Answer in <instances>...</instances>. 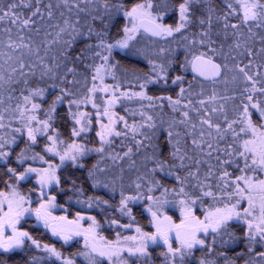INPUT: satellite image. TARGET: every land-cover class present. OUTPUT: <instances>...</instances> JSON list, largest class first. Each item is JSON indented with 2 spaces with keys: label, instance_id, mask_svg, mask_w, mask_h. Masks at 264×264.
<instances>
[{
  "label": "snow or ice",
  "instance_id": "obj_1",
  "mask_svg": "<svg viewBox=\"0 0 264 264\" xmlns=\"http://www.w3.org/2000/svg\"><path fill=\"white\" fill-rule=\"evenodd\" d=\"M169 13L177 17L174 26L160 22ZM121 17L124 23L113 36L112 29ZM189 27L200 29L192 33L191 40L184 34ZM141 32L160 39L180 34V41L187 42L183 45L186 52L189 45L207 47L212 55L200 52L193 54L191 60L186 56L179 68L187 70L190 65L195 74L193 81L199 76L215 84L223 77V83L233 85V94L220 95L214 90L206 99L194 101L192 97L203 96V85L201 92L196 93L193 82L185 87L184 76L176 75L171 79V84L179 87L175 97L148 95L150 85H159L161 81L165 87L168 85L174 60L164 47L158 54L166 59L157 62L149 58L147 72L124 70L126 76L138 82L140 90H122L116 75L120 66L112 62L113 53L117 49H131L130 42ZM228 40L231 43L225 51L224 41ZM173 42L180 43L175 39ZM77 45L82 46L77 50ZM215 56H222L224 63H216ZM106 76L117 82L105 83ZM99 93L104 94L99 97L103 104L97 102ZM49 95L53 97L50 103ZM122 100L140 102L138 110L125 108L132 117L131 123L126 116L113 111ZM164 101L172 113L168 119L164 118ZM229 102L236 119H228ZM65 103L73 138L88 133L93 123L91 113L81 111V105L91 104L96 110L100 127L96 132L98 147L89 148L76 139L68 143L61 138L56 121L58 106ZM157 108L159 112H155ZM219 114H224L226 126L214 119ZM181 126L182 130H178ZM229 134L231 142L221 147ZM42 138L45 143L38 152L35 149ZM116 139L122 150L125 141L131 142L122 154L115 150ZM21 142L23 147L16 152ZM142 151L145 162H152L153 167L132 182L134 195H125L121 187L116 209L128 216L130 222L121 224L112 219L110 223L132 228L135 221L129 202L146 199L154 232L137 226L136 235L121 236L117 232L116 240L109 241L97 231L101 225L93 216L87 217L91 224L83 228L80 221L85 217L79 213L75 220L51 214L56 197L45 190L52 185L59 187L57 170L66 162L84 168L82 159L95 152L100 159L88 169V179L93 188L102 185L115 192V180L99 179L98 174L107 171L99 166L100 162L107 158L115 164L128 159L135 167L132 157ZM14 152L18 165L39 160L48 167L28 166L18 172L16 167L7 166L9 179L4 183L8 190L0 191V264H8L11 255L6 254L24 250L28 241L47 256L33 255L25 264H42L53 257L60 264H76L77 256L87 264H153L150 245L161 243L166 249L159 254L163 264H188L197 247L211 254L216 236L227 233L233 220H242L247 226L244 238L249 254L254 253L257 245L264 248V179L254 175L264 173V0H220L219 4L215 0H140L130 8L125 0H0V162L8 164ZM45 154L58 157L60 164L50 163ZM204 165L207 168L201 176ZM229 168L239 174L234 175ZM31 174H35L39 186V207L34 209L30 206L31 197L22 194L18 187ZM13 177L16 183L10 182ZM169 179H174L179 187H167L165 181ZM70 190L84 195L75 180ZM157 191L159 196L155 195ZM205 198L222 206H209L200 218L193 208L198 202L203 204ZM242 201H246L247 207H243ZM77 203H87L90 208L95 205L101 211L102 205L111 207L108 200L99 196H89L86 201L78 199ZM170 204L179 206V223L161 211ZM26 214H34L38 223L65 244L74 237H83L84 250L64 256L54 246L42 245L18 227ZM202 233L213 234V243L207 244ZM228 236L237 239L232 233ZM198 264L215 262L200 258ZM245 264H264V251L250 255Z\"/></svg>",
  "mask_w": 264,
  "mask_h": 264
},
{
  "label": "trees",
  "instance_id": "obj_2",
  "mask_svg": "<svg viewBox=\"0 0 264 264\" xmlns=\"http://www.w3.org/2000/svg\"><path fill=\"white\" fill-rule=\"evenodd\" d=\"M5 3L8 2V0H4ZM140 2V0H125V4L127 7H131L133 4ZM217 4H219L220 0H215ZM176 15L169 13L164 17V19L161 21L162 23L166 25H175L176 23ZM124 21L121 17L117 21V27L112 29V35L115 36L118 28L122 27ZM200 29L197 27H189L185 35H188L189 39L191 40L192 33L198 32ZM215 31V28H214ZM173 39L176 41H179L180 43H174ZM132 44V48L129 50H115L113 53V63H119V70L116 71V75L119 78V82L122 85V90L126 91H139L138 82L135 81L130 75L126 76L124 70L127 69L129 73L132 71H137L140 73L147 72L149 70V64L148 59H154L157 62L164 61L166 59V56L159 55V49L161 47H164L166 49H169L170 52L167 54L169 55L173 60L174 64L172 65V71L170 72L169 79H168V85L165 87L163 81L159 85H150L147 89L148 95L152 96H168L171 95L173 97L176 96V93L179 91V87L177 85L171 84V79L174 78L176 75H183L184 80V86L188 87L189 82H193V90L196 93L201 92V85H203L204 94L203 96H195L192 97L194 101H198L199 99H206L207 96L211 95L212 92L215 90L220 95H232V88L233 85L231 84H225L223 83V77L220 79L221 82L219 83H202L195 79L193 81V77L191 76L189 72V67L187 70H181L179 68V64L185 61V57L187 56V59L190 60L192 58L193 54H199L200 52H207L209 55H212L208 48L205 46L196 45L194 48L190 45L189 50L186 52L185 47L183 45H186V41H180V34H176L175 37H168L166 39H152L148 36H146L143 33H139L135 40L130 42ZM231 43V40L224 41V50L227 51L228 44ZM82 45H77V50ZM220 41L217 42L216 47L219 48ZM257 47L259 45L257 44ZM139 50V51H137ZM215 61L218 63H224V58L222 56H215L213 57ZM247 61L245 60V63ZM117 81L113 80L112 77L106 76L105 77V83L107 84H115ZM35 84V81L33 82ZM43 86V85H41ZM227 89V91H226ZM84 89H81V94L83 93ZM98 100L97 102L100 104H103V100L99 99V94H97ZM53 97L49 95L47 97V101L50 103L51 99ZM186 102V101H184ZM222 102V101H221ZM144 104H147V101L143 102ZM165 107L163 109L165 115V119H168L171 117L172 113L171 110L167 107V101L163 102ZM236 103H239V99L236 100ZM140 102L133 100H122L121 102L117 103L114 107L113 111H115L119 115H124L129 119V122H132V117L130 114L125 112V108H128L130 110L139 109ZM45 108L47 107V103L43 105ZM211 107V105H209ZM227 109V116L229 120L236 119L237 114L233 111V104L232 102H229L226 106ZM75 110V108H73ZM81 111H86L91 113L92 118V126L88 133L82 134L79 138H73L71 137V121L67 117V104L65 103L63 106H58V118L56 121L57 127L59 128L61 132V138L64 139L66 142L70 143L73 139H76L77 142L85 143L87 147L94 148L99 146V138L96 136V132L99 131L100 127L96 123V116L95 112L96 110L92 108L91 104L88 105H81L80 107ZM102 111V109H101ZM160 109L157 108L155 112H159ZM155 112L153 114H155ZM42 115V113H41ZM62 118V119H61ZM177 118H179L177 114ZM193 118L196 119L195 113H193ZM136 119L139 120V114L137 112ZM214 119H217L222 126L224 121V114L215 115ZM157 123H159V118H157ZM122 127V125H121ZM237 127V131L238 126ZM182 130V126L181 129ZM115 139V138H114ZM232 140L231 135L227 137V140L223 143H221V147H224L226 143H230ZM45 143V140L42 138L39 141V146L36 147V151H41L43 144ZM119 139H116V145L115 148L116 151L122 152L127 150V145H129L130 141H125V148L122 150L119 147ZM191 145V142L189 140V146ZM20 147H23V143L21 142L19 144V147H16L15 151L18 152L20 150ZM109 151H112V149H109ZM148 152H151V149L148 150ZM193 155H196V153H192ZM46 159L49 160L50 163L56 164L58 162L57 157H53L50 154H45ZM215 155V153L213 154ZM100 159L99 155L95 152L90 153L88 156L84 157L82 159V163L85 164L84 168H76L74 167L71 162H66L63 166L60 167L58 171V176L60 177L61 183L59 187H56L51 191V194L56 197V200L58 201V205L64 207L66 211L68 212L69 216H74L77 213L79 214H86L89 216H93L96 218L97 222L101 225L100 227V233L109 241H115L116 240V233L120 232L121 236H125L126 234L130 233L131 231L135 230L137 226L141 227L146 232H153L150 221V216L144 211L143 207L145 205H148V201L145 199L143 201H137V202H129V207L132 209V216L134 217V223L132 225V228L130 229H124L119 228L117 226L111 225L112 219H117L120 221L121 224H128L130 222V218L128 216L122 215L119 211H116V209L119 206V202L121 199L120 196V190L123 186L124 194L125 195H134L135 194V186L132 183L136 180V177L146 171V169H150L153 167L152 162H145L144 160V152L142 151L139 154H136L132 157L133 160H135V167L131 166V162L128 159H125L122 162L113 163L111 159H105L104 161L100 162L101 168H106L107 171L104 173L98 174V177L101 181L105 182H111L115 180V192H113L110 188L105 189L102 185L99 187H92V182L88 179V169L92 167L93 164H95ZM215 163V161H213ZM11 165L12 167H16L18 172L22 171L25 167L32 166V167H39L44 166L46 164L42 163L41 161L37 160L35 162L29 160L27 161L23 166L18 165L16 163L15 159V152L12 154L11 159L8 161V164H4L3 162H0V191H7V186L4 183V181L8 180L9 177L6 175L7 172V166ZM207 165H204L201 168V176H203L204 172L206 171ZM123 170V171H122ZM139 170V171H137ZM230 172H233L234 175L239 174L238 172H234L232 168L228 169ZM181 175L184 173L181 172ZM259 179H264V173H258L254 174ZM119 177H122V180L119 179ZM76 181L77 187H82L84 191V195L78 196L74 191L70 190L72 186V181ZM11 183H16L15 178L13 177L10 181ZM195 182V181H193ZM167 187L171 188L173 186L179 187V185L176 184L174 179H169L165 181ZM213 185H215V181H212ZM19 189L23 193H29L31 192V189L34 187V185L30 182H19L18 185ZM146 185L145 188L142 189L143 191H146ZM155 195L159 196L160 193L157 191ZM89 196L92 197H102L105 200L109 201V205H102L101 207L104 209L101 211V208L96 207L95 205L93 207H88L87 203H77V200H83L86 201ZM71 197V200L69 199ZM171 198V197H170ZM243 207H247L246 201H242ZM209 206H222V205H213V202L210 198H205L203 204L197 203L193 211L195 214L203 218L205 211L209 208ZM161 211L168 216H171L175 220H180V209L178 204H170L165 205ZM246 225L243 223V221H237L233 220L229 222V227L227 229V233H222L221 235L216 236V241L214 244V250L211 254L207 253V249H201L197 247L194 249V254L191 258L188 260V264H198V261L200 258H207L208 260L214 261L215 264H225L226 260L228 261V264H245V262L249 259L250 255H254L255 252L264 251V248L257 245L254 249V253L249 254L247 252V241L244 238V232L246 230ZM22 229L25 231H28L31 236H33L34 239L39 240V242L43 244H49L50 246H54L57 250H59L64 256H71L72 253H76L78 251L84 250L81 246L76 245L75 243L68 245V246H62L59 244V242L53 240L48 235L40 234L39 231L33 227L31 222L25 221ZM228 233H232L237 239L231 240L229 239ZM201 237L206 240L207 244L213 243V234H208L207 236H204V234H201ZM175 246V245H174ZM165 247L161 244L159 245H150V251L152 253L153 257V264H163L162 258L160 257V253L162 251H165ZM220 253H223V256L220 255ZM11 255V259L8 260V264H25V261L30 259L31 256H47L46 253H44L40 249H36L34 246H31V242H27L24 250H17L15 254H6ZM42 264H60L59 262H55L53 260H47L45 259L42 261ZM76 264H87V261L81 257H76Z\"/></svg>",
  "mask_w": 264,
  "mask_h": 264
},
{
  "label": "rangeland",
  "instance_id": "obj_3",
  "mask_svg": "<svg viewBox=\"0 0 264 264\" xmlns=\"http://www.w3.org/2000/svg\"><path fill=\"white\" fill-rule=\"evenodd\" d=\"M160 22H161V21H160ZM161 23H162V22H161ZM103 95H104L103 93H99V96H100V97H102ZM101 100H102V99H101ZM104 122L107 123L106 120H105ZM99 129H100V128H99ZM57 160H58V162H57L56 164H60V161H59V158H58V157H57ZM53 164H54V163H53ZM47 167H48V165L46 164V165H44V166H39V167H36V168H47ZM59 169H60V168H59ZM59 169L57 170V175H58V171H59ZM23 171H24V169H23L22 171H20V172H23ZM22 182H31V183L34 185V187L31 189V192H29V193H23L20 189H19V191H20L22 194H24L25 196H30V197H31V200H32V203H31V205H30L31 208L34 209V208L39 207V186H38L37 183H36V176H35V174H31V178L28 179V180L20 181V183H22ZM55 186H56V185H52V186H50L49 188H47V189L45 190L46 193H47L48 195H50V194H51L50 192H51L52 188L55 187ZM56 187H57V186H56ZM34 189H35V191H33ZM55 205H56V204H55ZM25 206L28 207L29 205L26 204ZM146 208H147V205H145V206L143 207V209H144V211L150 216L151 221H152L151 213L148 212V211L146 210ZM50 211H51V214H52L53 216H56V217H59V216H65V215H63V213H62L63 209H62L61 207H59L58 205H56L55 207H52V208L50 209ZM81 215H83V216L85 217V219L82 220V221H80V224H81V226H82L83 228H87V227L91 224V221L87 219V217H88L89 215H86V214H81ZM76 216H77V214H76V215L73 217V219H71V220H75V219H76ZM172 219H173V218H172ZM173 220H174L175 222H177V223H179V221H180V220L177 221V220H175V219H173ZM25 221H29V222H31L32 225H33V222L36 221V225L41 226L42 229L44 230V232H45L46 234H48L49 237H51L53 240L59 241V242L62 244V246H68V245H70V244L77 243V244H79V246H81V247L83 248V245H84L83 237H74L72 241H70L68 244H65L63 240L59 239V237L53 236L52 233H51V231H50L49 229H46V228L43 226L42 223H38L34 214H26V215L21 219V221H20V223H19V225H18V227H19L21 230H23V229H22V226H23V224H24ZM151 221H150V226H151V228H152V230H153V232H154L155 229H154V227L152 226ZM23 231H25V230H23ZM97 231L99 232V234H100L101 236H103V235L100 233V228L97 229ZM130 235H136L135 230L131 231L130 233L126 234L125 236H130ZM103 237H104V236H103ZM36 240H37V239H36ZM106 240H107V239H106ZM38 241H39V240H38ZM29 242H30V241H29ZM161 245H163V244L161 243ZM51 260H53V261H55V262H57V263L59 262V261H56L54 257H53ZM59 263H60V262H59Z\"/></svg>",
  "mask_w": 264,
  "mask_h": 264
},
{
  "label": "flooded vegetation",
  "instance_id": "obj_4",
  "mask_svg": "<svg viewBox=\"0 0 264 264\" xmlns=\"http://www.w3.org/2000/svg\"><path fill=\"white\" fill-rule=\"evenodd\" d=\"M30 183H31V182H30ZM55 188H56V186L53 187L52 190L55 189ZM52 190H51V191H52ZM50 193H51V192H50ZM50 195H52V194H50ZM52 196H53V195H52ZM58 201H59V200H55V204H56V205H58ZM58 206L61 207V208L63 209V211H62L63 215L67 216V218H68L69 220L73 219V217H74L75 215H74V216H69L68 212L66 211V209H65L64 207H62V206H60V205H58ZM33 227L36 228V229L39 231L40 234H44V233H45L41 226L36 225V221L33 222ZM45 234H46V233H45ZM46 235H48V234H46ZM55 241H56V240H55ZM57 242H59V241H57ZM59 244L62 245L60 242H59ZM75 244H76V245H79V244H77V243H75ZM70 245H71V244H70Z\"/></svg>",
  "mask_w": 264,
  "mask_h": 264
},
{
  "label": "water",
  "instance_id": "obj_5",
  "mask_svg": "<svg viewBox=\"0 0 264 264\" xmlns=\"http://www.w3.org/2000/svg\"><path fill=\"white\" fill-rule=\"evenodd\" d=\"M141 33H143V32H141ZM143 34H145V33H143ZM145 35L148 36V37H150V38H152V39H160L159 37H152V36L147 35V34H145ZM191 59H192V58H191ZM191 59H190V60H191ZM214 61H215V60H214ZM215 62L218 63L217 61H215ZM188 67H189V72H190L191 76L194 77L195 74L192 72V70H191V66L189 65ZM221 78H222V77H220V78H218V79L220 80ZM195 79L198 80V81H200V82H202V83H212V81L204 80L202 77H199V76H196Z\"/></svg>",
  "mask_w": 264,
  "mask_h": 264
}]
</instances>
